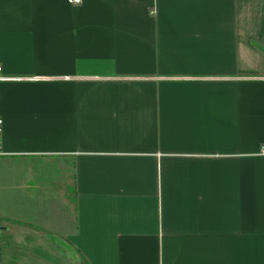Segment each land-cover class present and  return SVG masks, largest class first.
I'll list each match as a JSON object with an SVG mask.
<instances>
[{"label": "crops", "instance_id": "0c3cea01", "mask_svg": "<svg viewBox=\"0 0 264 264\" xmlns=\"http://www.w3.org/2000/svg\"><path fill=\"white\" fill-rule=\"evenodd\" d=\"M0 64L10 245L264 264L262 0H0Z\"/></svg>", "mask_w": 264, "mask_h": 264}, {"label": "rangeland", "instance_id": "374dc122", "mask_svg": "<svg viewBox=\"0 0 264 264\" xmlns=\"http://www.w3.org/2000/svg\"><path fill=\"white\" fill-rule=\"evenodd\" d=\"M2 208V206H1ZM1 208H0V224L6 225L9 229H11L9 232H2L0 231V264H23V262H26V264H60L59 262L63 261V256L60 254L62 250L60 247L56 246H50L48 248H42L37 247V244H34V248H27L26 243L22 241L17 236V239L14 241L17 246H14L12 248V245H10L7 241V237L11 233L18 234L22 227H18L19 225L14 223L15 226L9 225L6 221L4 222L1 218ZM54 243V242H53ZM59 252V255L62 257H58L57 254ZM28 254H31L29 257ZM48 261L49 263H46L45 261ZM74 257L70 258V261L68 264H84L79 259L76 260ZM62 264H66V262H63Z\"/></svg>", "mask_w": 264, "mask_h": 264}, {"label": "built area", "instance_id": "2783aa9c", "mask_svg": "<svg viewBox=\"0 0 264 264\" xmlns=\"http://www.w3.org/2000/svg\"><path fill=\"white\" fill-rule=\"evenodd\" d=\"M81 0H67L68 3H79ZM262 4H264V0H262ZM153 11H150V13H152ZM13 78L10 76H7L3 73L1 64H0V80H12ZM1 123H2V119L0 118V133H1ZM260 153L264 154V146H261V150ZM1 155V152H0Z\"/></svg>", "mask_w": 264, "mask_h": 264}]
</instances>
